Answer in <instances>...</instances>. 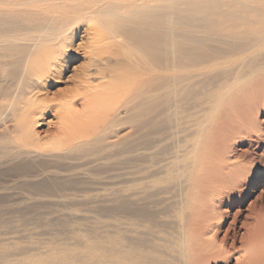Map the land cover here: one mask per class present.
<instances>
[{
  "label": "rangeland",
  "instance_id": "1",
  "mask_svg": "<svg viewBox=\"0 0 264 264\" xmlns=\"http://www.w3.org/2000/svg\"><path fill=\"white\" fill-rule=\"evenodd\" d=\"M137 1L143 0L69 2L99 9L103 12L99 19L108 27L116 15L134 17V11L145 9ZM172 4L174 13L189 17L190 23L170 28L200 40L177 42L198 51L202 59L187 63L189 96L178 102L181 85L175 90L173 132L164 142L170 145L167 151L156 155L149 150L141 166L144 171L136 174L130 164H118V155L104 148L63 160L61 171L47 157L43 175L50 184L40 192L32 185L42 176L0 177V264H244L255 256L245 235L264 220V98L250 103L249 93L264 83V0H173ZM86 23L77 25L68 51L83 52L104 30L96 21L91 22L95 31L87 30ZM127 23L149 25L144 19ZM99 44L95 48L110 51L107 42ZM97 59L73 61L42 90L48 111L40 117L43 126L37 127L40 142L55 138L61 121L56 110L66 101L72 100L76 113L69 115L68 131L76 132L79 121L83 123V89L76 87L74 71L98 64ZM69 76L74 78L66 81ZM62 94L70 98L63 99ZM177 157L187 163L190 182L180 209L176 206L182 197L171 186ZM5 160L0 158V168ZM153 170L159 174L151 176ZM119 187L122 195L111 196ZM121 201L135 212L145 208L157 216L123 211ZM166 207L165 213L159 212ZM178 222L184 224L182 229ZM205 246L212 248L211 254Z\"/></svg>",
  "mask_w": 264,
  "mask_h": 264
},
{
  "label": "bare ground",
  "instance_id": "2",
  "mask_svg": "<svg viewBox=\"0 0 264 264\" xmlns=\"http://www.w3.org/2000/svg\"><path fill=\"white\" fill-rule=\"evenodd\" d=\"M51 1L55 0H0V158H6L0 177L42 176L32 186L36 191H46L50 181L43 175L49 166L45 158H52L50 160L61 171L63 160L91 153L95 147L111 150L110 154L118 155V164L132 166L133 174L144 171L141 166L147 162L149 150L157 155L170 146L164 142L171 139L173 132L171 115L175 111V90L180 84L178 102L189 96L187 63L202 59L198 51L177 42H200L199 39L195 41L170 28L175 23L188 25L189 17L174 13L173 0H143L137 2L145 9L134 11V17L116 15L107 27L99 19L103 12L89 4L61 0L54 5L49 4ZM143 19L149 22L145 28L127 23ZM82 21L88 22L87 30L94 31L91 22L96 21L104 32L99 31L83 52L68 51L77 25ZM160 24L165 26L157 28ZM103 42L109 44L110 51L95 48L97 43ZM80 58L93 62L99 58L98 64L81 66L74 71L78 82L74 85L83 89L80 101L86 108V118L83 123L79 121L76 132L68 131L69 115L75 111L71 110L72 100L66 101L56 110L61 121L55 138L40 142L37 127L43 126L40 117L48 111L46 91L42 90L52 86L61 72ZM93 65L97 66L93 68ZM72 78L69 76L66 81ZM94 80L99 82L92 85ZM249 98L250 103L264 98V83L251 91ZM127 153L131 156H125ZM177 159L171 186L182 197L180 203L176 200L179 203L176 207L180 209L189 196L190 182L186 178L187 163L180 157ZM152 172L151 176L159 174V171ZM148 175L144 177H150ZM121 190L122 187L116 188L110 194L121 196ZM119 206L128 213L135 212L123 201ZM164 210L159 212L165 213L167 207ZM135 213L149 218L156 215L145 208ZM178 225V229H182L184 224L178 222ZM204 231L199 229L198 232ZM245 241L253 244L255 256L250 255L244 264H264V220L246 233ZM204 248L211 254L210 246Z\"/></svg>",
  "mask_w": 264,
  "mask_h": 264
}]
</instances>
